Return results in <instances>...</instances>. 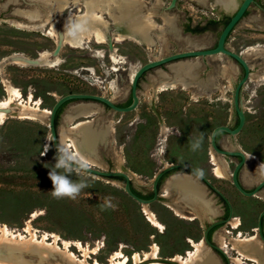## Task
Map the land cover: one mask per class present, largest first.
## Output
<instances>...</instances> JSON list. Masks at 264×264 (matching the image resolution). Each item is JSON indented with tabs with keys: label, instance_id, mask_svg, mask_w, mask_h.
Instances as JSON below:
<instances>
[{
	"label": "rangeland",
	"instance_id": "rangeland-1",
	"mask_svg": "<svg viewBox=\"0 0 264 264\" xmlns=\"http://www.w3.org/2000/svg\"><path fill=\"white\" fill-rule=\"evenodd\" d=\"M4 1L6 0H0V4ZM19 1V5L0 10V62L14 54L36 58L41 51L53 52L57 47L56 41L48 35L50 26L47 31L27 30L16 26V21H27L13 14L15 7L25 9L40 6L30 3V0ZM146 1L149 2L148 8H153V12L158 15H175L181 29L187 22L190 26H197L210 20H221L217 27L204 33L182 35L180 32L183 38L189 37L205 48L216 46L226 16L232 15L236 10L228 11L216 5L215 0H178L176 9L169 12L166 8L171 0ZM236 2L239 5L242 0ZM154 18L159 25H164V20L156 16ZM171 34L165 33L168 40L166 46H162L160 41L150 48L134 46L131 43L116 44L118 55L127 61L125 64L120 63L118 67L121 65V68L117 71L112 69L115 64L109 57L110 48L92 41L84 48L65 45L59 55L61 63L58 66H21L9 63L4 68V74L21 91L23 99L26 100L32 95L46 109L51 110L59 97L70 93L104 95L120 104L127 99L132 79L140 66L150 60L194 49L190 44H182ZM227 45L243 56L251 47L264 49V0H256L249 8L248 15L232 32ZM200 60L202 64L196 80L204 86L193 85L189 89L179 86L161 90L152 80L157 70L154 69L140 80V104L136 110L122 113L103 106L101 113L82 117L77 122L96 119L89 127L91 131L113 126L108 140L102 141L97 148L95 157L107 170H126L135 188L145 195L152 192L154 176L165 162L187 163L203 169L205 176L232 203L233 218L238 217L242 222L240 229H233L229 223L216 229L214 242L216 243L217 234L221 232L232 240L238 238L239 234L250 238L256 234L260 215L264 210V189L249 197L234 186L231 178L238 163L235 157L222 156L226 160L229 175L224 178L217 177L210 141L216 127L237 125L234 89L244 71L226 55L200 57ZM247 60L252 67V73L242 91L246 125L236 136L222 134L219 142L224 147L227 144L230 150L240 149L247 154L242 174L258 173L255 183L249 187L245 185L253 189L264 179V56L261 59L252 57ZM232 63L237 65L236 69L228 74L223 73L224 65L230 66ZM89 68L94 69V73L88 71ZM162 69L166 70V67ZM5 97L6 91L0 74V100ZM88 103L93 102L73 101L66 105L59 118V132L62 126L67 125L64 122L66 113H73L75 107ZM49 134V119L43 122L10 117L0 124V224L7 225L16 233L27 235L26 229L30 226L38 237L43 234H57L60 237V247L64 248L63 241H68L71 251L84 260L83 252L76 246L77 242H81L85 249L97 252L90 254V263L98 260L103 264H110L111 257L118 251H122L129 258L135 252L143 256L153 244L159 246L162 259H171L177 254L186 257L189 251H194L192 242L203 240L206 227L225 214L223 201L208 187L206 199L213 203L211 207L215 210L211 215L199 210L200 204L187 203L181 193H175L170 199L164 198L162 190L169 177L161 185L160 200L149 205L162 222V228L153 226L147 219L143 212L144 205L125 197L123 180L102 178L86 172L81 178L86 180L89 187L83 189L80 196L75 200L56 199L51 195L52 187L46 186L48 183L44 181V176L49 179V168L54 165L56 155L53 144L47 145ZM201 134L202 146L193 151L191 141ZM73 179H76L75 175ZM105 187L117 189L126 198L121 201L119 196L117 200L118 205L123 206L122 211L127 218L112 225L105 223L98 213L91 216V208L84 202L88 198L99 199L100 195L92 192H102L106 190ZM168 204L180 205L178 207L185 215H197L198 219L181 217ZM212 251L218 255V264H232L227 251L231 256H238L231 247L226 251L227 261L215 250ZM28 257L38 260L37 255ZM49 262L76 264L61 256L51 257ZM159 262L171 264L165 260ZM245 264L253 262L246 260Z\"/></svg>",
	"mask_w": 264,
	"mask_h": 264
},
{
	"label": "bare ground",
	"instance_id": "bare-ground-1",
	"mask_svg": "<svg viewBox=\"0 0 264 264\" xmlns=\"http://www.w3.org/2000/svg\"><path fill=\"white\" fill-rule=\"evenodd\" d=\"M30 3L40 6L25 9L15 7L13 9L14 15L27 21V23L16 21V26L21 29L39 31H47V28L50 26L48 30L49 36L55 41L63 38L64 42L73 48H84L87 43L92 41L98 44L108 43L107 30L109 26L108 21L104 17L105 11L113 17L118 33L122 28L125 29L128 31L130 37L137 39L138 43L143 47L150 48L158 44L155 38L151 36L154 32L157 37L156 39L161 42L162 46L167 45L168 40H166L165 33L169 32L172 33L171 35H174L178 41L180 40L182 44H190L194 49L203 47L202 44L194 42L191 38H183L181 36L180 28L177 25L178 18L175 15H170L168 13H164V15L160 14L164 20V25H159L154 18L157 12L151 10L145 13L143 11L145 5L141 0H30ZM19 4V0H6L0 4V10H7L13 5ZM215 4L222 6L228 11L235 10L238 7L236 0H215ZM73 5H75V9L78 10L82 8L84 12L75 14L73 10L70 11L69 16H64V13L69 11L70 7ZM123 39L124 37L119 33L117 40L121 42ZM161 53L163 55L164 52L162 51ZM263 54L264 49L261 47H251L245 51L244 57L246 59L252 57L261 59L264 56ZM110 58L115 64L112 68L115 71L121 68V65L118 67L120 63H126V59L118 55L117 49L114 46L110 51ZM9 63H15L21 66L55 67L60 65L61 58L55 56L51 51L44 50L41 51L36 58H31L22 54H14L4 58V60L0 62V74L6 91V97L0 100V124L4 123L10 117L47 122L50 118L51 110L43 108L42 102L35 100L32 95H29L26 100L23 99L24 97L21 91L6 78L4 68L6 64ZM201 64L200 57L181 60L169 64L166 70L162 68L157 69L155 72L156 75L153 73L155 76L151 78L161 90L166 88H178L179 86H183L184 89H189L193 85L204 86L202 82H197L196 80ZM236 67L237 65L235 63H232L230 66L224 65L223 73L228 74L236 69ZM87 70L94 73V69L92 68ZM262 74L264 77V71ZM56 97L59 96L56 94ZM103 109L102 105L94 102L75 107L73 113H66L64 122L67 125L62 126L59 137L61 145L67 144L72 151L78 152L92 161L93 166L105 169V165L95 157V152L102 141L105 142V140H108V135L113 130V126L108 125L105 129H92L91 131L89 127L96 119L77 122L82 117H92L97 113L99 114ZM49 144H51L50 134L47 138V145ZM225 147L227 148L228 145L226 144ZM211 155L212 162L216 166V176L224 178L229 175L225 158L217 155L215 152H212ZM169 164V162L164 163L166 166ZM262 170L264 171V165L262 166ZM257 175L252 173L242 174L243 184L249 187V185L258 180ZM175 193H181L187 203L196 202L200 204L201 208H199V210H203L206 214L211 215L215 213L211 205L212 202L210 203L206 199V186L202 185L191 175L183 173L180 175H173L167 179V182L163 186L162 196L166 199H170ZM168 205L181 217L191 220H195L198 217L197 215L188 217L180 210V207H178L180 205ZM143 212L153 226L159 228L163 227L162 222H160L156 213L150 209L149 205H144ZM200 216L203 215L200 213ZM229 225L233 229H240L242 222L238 217H235L231 219ZM26 232L28 233L27 235L16 233L10 230L7 225L0 224V264H50L49 258L57 256L64 257L66 260L76 264H103L98 260L94 263H90V254H95L97 252L95 250L90 252L89 249H85L81 242H77L76 246L83 252L84 260L79 259L77 255L71 251L69 248L71 245L68 241H63L64 248L60 247V237L57 234H52L50 236L48 234H43L41 237H38V235L31 230L30 226H28ZM215 240L217 245L224 251H227V248L231 247L233 251L238 253V256L234 257L227 251L232 264H245L246 260L252 261L253 264H264V241L258 236L257 229L256 234L250 238H244L242 234H239L238 238L232 240L228 238L225 233L221 232L217 234ZM192 244L195 248L194 251H189L186 257L177 254L171 258V260L179 264H218V255L216 256L204 240L198 243L193 241ZM32 255H37L38 260L35 261L28 257ZM160 258V248L157 244H153L151 249L143 256L135 252L132 257L129 258L124 255L122 251L115 252L111 257L110 264H128L130 261H132L133 264H167L159 262Z\"/></svg>",
	"mask_w": 264,
	"mask_h": 264
},
{
	"label": "water",
	"instance_id": "water-1",
	"mask_svg": "<svg viewBox=\"0 0 264 264\" xmlns=\"http://www.w3.org/2000/svg\"><path fill=\"white\" fill-rule=\"evenodd\" d=\"M256 0H242V2L238 5L236 10L231 15L230 21L224 26V28L221 31V34L218 38L217 44L213 48H195L193 50L183 51V52H177L165 57H160L158 59L150 60L149 62L143 64L138 68V70L135 72L134 77L132 79L131 83V94H132V103L129 106H120L114 99L108 98L104 95H96V94H89V93H70L64 96H61L57 99L56 103L51 109V115L49 118V127H50V135H51V143L53 144L55 153L58 145H61L60 143V137H59V129L56 125V119L59 110L61 107L66 103H71L73 101H84V102H94L97 104H100L104 107H109L110 109L122 112V113H128L136 110L140 104V96H139V85L140 80L142 77L148 73L151 70L163 68L164 66L167 67L169 64L179 62L181 60H186L189 58H196V57H208V56H217V55H226L230 58H232L244 71L243 77L238 81V83L235 86L234 89V109L235 113L238 117V125L235 128H232L228 125H220L216 127L212 134H211V148L212 152L218 153L221 156H228V157H239L240 162L237 163L233 173H232V182L234 186L244 195L252 197L257 195L259 192H261L264 189V179L258 183L253 189H249L246 187L242 182V170L244 166L246 165L247 161V154L240 150V149H234L230 150L221 144H219L217 137L218 134L221 132H224L226 134H230L232 136H236L239 133L242 132L246 125L247 116L243 107V101H242V91L247 83L248 80H250L251 77V70L252 67L250 66L248 60L240 53L232 50L228 47L227 42L230 38L232 32L236 29V27L239 25V23L243 20L245 17V14L249 10V8L255 3ZM178 4V0H172L169 4L167 10L173 11L176 9ZM181 32V28H180ZM186 35H192V34H186ZM113 46L111 45V49ZM62 49V42L59 41L57 44L56 49L53 51V54L55 56H59ZM178 169H188L193 171L194 168L184 165V164H178V163H170L168 166L164 165L154 176L152 187H153V197L151 198H144L139 196L133 191L132 187V178L130 177L129 173L126 170H107L102 169L97 166L91 165L89 169L87 170V173L93 174L95 176H100L102 178H109L113 179L115 177H122L125 179V191L126 193L132 197L134 200L139 202L142 205H151L155 201H158L161 197L160 195V182L162 178H164L166 175L169 174L168 177H172L173 175H180L183 173H187L191 175L192 177H195L190 172H183V171H177L173 172ZM173 172V173H172ZM196 179H198L196 177ZM203 180L201 181L202 185L206 187H212V183L210 180L203 176ZM213 189L220 194L225 201L228 204L229 207V216L225 220L220 221H214L209 227L205 229L204 232V238L203 240L205 243L212 247L213 250L216 252L223 254L225 257H227L226 251H224L221 247H219L216 243L212 242L209 239V232L212 228L219 225H225L228 224L231 219L234 217V207L230 200L215 186H213ZM257 233L258 236L262 241H264V210L262 211L258 223ZM168 262H171V264H179L175 261H172L171 259H162Z\"/></svg>",
	"mask_w": 264,
	"mask_h": 264
},
{
	"label": "clouds",
	"instance_id": "clouds-1",
	"mask_svg": "<svg viewBox=\"0 0 264 264\" xmlns=\"http://www.w3.org/2000/svg\"><path fill=\"white\" fill-rule=\"evenodd\" d=\"M202 143L203 134L191 141L192 150L196 151L201 148ZM54 160L55 163L51 165L48 172V178L52 183L51 195L56 199L75 200L83 189L89 187L81 176L87 172L93 162L80 153L72 151L67 144L57 146ZM193 174L199 178L205 175L203 169H194ZM74 175L76 179H73ZM112 199L114 198L105 197V204L100 205L101 210H105L106 207L114 208L115 206L110 203Z\"/></svg>",
	"mask_w": 264,
	"mask_h": 264
},
{
	"label": "flooded vegetation",
	"instance_id": "flooded-vegetation-1",
	"mask_svg": "<svg viewBox=\"0 0 264 264\" xmlns=\"http://www.w3.org/2000/svg\"><path fill=\"white\" fill-rule=\"evenodd\" d=\"M172 1V0H171ZM141 2H143L144 3V5H145V7H144V9H143V11L146 13L147 11H148V6H147V4H149V2L148 1H144V0H141ZM171 3V2H170ZM168 8V7H167ZM167 8H166V11H168L167 10ZM74 10V13L75 14H79V13H83L84 12V10L81 8V9H75V5H73V6H71L70 7V9H69V11H67L65 14H64V16H69V13H70V11H73ZM151 10H153V8H150L149 9V11H151ZM155 11V10H154ZM170 12V11H169ZM158 14H156L155 16L156 17H159V18H161L162 19V17H161V15H158ZM231 16V15H230ZM104 17L106 18V20L108 21V30H107V34H108V39H109V41H108V43L107 44H105V45H107V47H109L110 48V50H111V45L112 46H114L115 47V45L116 44H118V43H131L132 45H134V46H141L139 43H138V41H137V39H135V38H133V37H130V35L128 34V31H126L125 29H121L120 30V35H122L123 37H124V39L120 42V41H118L117 40V36H118V31H117V28H116V24H115V21H114V19H113V17L107 12V11H105L104 12ZM55 19V18H54ZM163 20V19H162ZM113 22H114V24H113ZM208 23H206V24H204V25H200L201 27H203V26H206ZM182 29H181V33H182V35H186V34H192V35H195V34H200V33H204V32H201L200 31V29L201 28H198V25L197 26H190V24L187 22V23H184L182 26ZM190 29H192V30H196L195 32H193V31H191ZM207 31H209V30H207ZM111 33V34H110ZM151 36L153 37V38H155V40H156V43H158V40L156 39L157 37H156V34H155V32L154 33H152L151 34ZM111 37V38H110ZM59 41H61L62 42V49H63V47L65 46V45H67L66 44V42H64V40H63V38L62 39H60V40H58V41H56V44H58L57 42H59ZM62 49H61V51H62ZM60 54H61V52H60ZM59 54V55H60ZM109 57H110V54H109ZM126 63H127V61H126ZM125 70L124 71H126V68H124ZM140 86V85H139ZM132 103V94H131V89H130V91H129V93H128V95H127V99L125 100V102H123V103H120L119 105L120 106H129L130 104ZM159 118H161L160 116H159V114L158 113H155ZM236 127V126H235ZM235 127H232V128H235ZM219 139L220 138H218L217 137V140H218V142H219ZM219 144H220V142H219ZM236 159H238V162H240V158L239 157H235ZM178 164H184V165H187V166H190V167H192V168H194V169H198V168H196V167H194V166H192V165H190V164H187V163H178ZM177 171H183V172H190V173H192L193 174V171H191V170H188V169H178V170H175V171H173V172H177ZM172 172V173H173ZM194 175V174H193ZM169 176V174L168 175H166L164 178H162V180H161V182H160V188H161V185H162V183H163V181H164V179L166 178V177H168ZM195 177H193L194 179H196V175H194ZM205 176V175H204ZM198 179H196L198 182H200L201 183V181L203 180L202 178H199V177H197ZM201 180V181H200ZM211 182V181H210ZM212 183V182H211ZM202 184V183H201ZM132 186H134L133 185V183H132ZM213 184H212V187H209V189L210 190H212V191H214L217 195H218V197L223 201V203H224V205H225V214L221 217V219H219V220H217V221H220V220H225V219H227L228 218V216H229V207H228V204H227V202L225 201V199L220 195V194H218L216 191H215V189H213ZM135 187V186H134ZM217 188V187H216ZM153 192V191H152ZM160 200V199H159ZM212 223H210L207 227H209L210 225H211ZM221 226H223V225H219V226H215L214 228H212L211 230H210V232H209V239L212 241V242H214V240H213V235H214V233H215V231H216V229H218L219 227H221ZM206 227V228H207ZM215 243V242H214ZM217 253H219L218 251H217ZM219 255L222 257L223 255L221 254V253H219ZM224 258V257H223ZM225 259H226V261H227V258L225 257Z\"/></svg>",
	"mask_w": 264,
	"mask_h": 264
},
{
	"label": "trees",
	"instance_id": "trees-1",
	"mask_svg": "<svg viewBox=\"0 0 264 264\" xmlns=\"http://www.w3.org/2000/svg\"><path fill=\"white\" fill-rule=\"evenodd\" d=\"M255 4V3H254ZM249 13V10L247 11V13L245 14V16H247ZM231 19V16H226L225 20H224V23L225 25L230 21ZM222 21L221 20H210L208 22V24L206 26H203L201 27L200 25H198V28H201L200 31L201 32H205L207 30H210L212 27H217ZM224 25V26H225ZM191 31L195 32L196 30H192L190 29ZM69 103H66L64 104L61 109L59 110L58 112V115H57V119H56V125L58 126V122H59V118L61 116V113L63 111V109L65 108L66 105H68ZM109 108V107H108ZM237 125H238V122H237ZM236 125V126H237ZM222 134H225L224 132H221L218 134V138H220V136ZM113 179H118V180H123L125 181L124 178L122 177H115ZM44 181L48 183V185L46 186H49V187H52V183L49 179H47V177L44 176ZM133 187V191L138 194L139 196L141 197H144V198H151L153 197V192H151L150 194L148 195H145L143 194L142 192H140L139 190H137L134 186ZM106 190L104 191H98V192H92L94 194H97V195H100V198L99 199H94V198H88L86 199V201L84 200V202L88 203V205L90 206V212L89 214L92 216V215H96L97 213L100 214L102 220L105 222V223H109V225H112V224H116L118 223L120 220H122L123 218L126 219V213H124L122 211V205H118V197L120 196V200L122 201L123 198H127L135 203H137L136 200H134L132 197H130L127 193H126V196L124 197L117 189H114V188H110V187H105ZM80 196V195H79ZM105 197H112L114 199H112L110 201L111 204H113L115 207L112 208V207H106L105 210H101V207L100 205L101 204H105ZM125 198V199H126ZM118 205V207H116ZM223 255V254H222ZM222 257H224L225 259V256L223 255Z\"/></svg>",
	"mask_w": 264,
	"mask_h": 264
}]
</instances>
